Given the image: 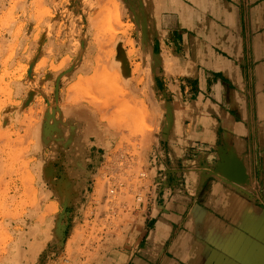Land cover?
Listing matches in <instances>:
<instances>
[{"label": "rangeland", "instance_id": "374dc122", "mask_svg": "<svg viewBox=\"0 0 264 264\" xmlns=\"http://www.w3.org/2000/svg\"><path fill=\"white\" fill-rule=\"evenodd\" d=\"M75 1L0 0V264H110L154 181L167 116L139 63L144 26L131 0ZM101 60L117 71L94 75Z\"/></svg>", "mask_w": 264, "mask_h": 264}, {"label": "crops", "instance_id": "0c3cea01", "mask_svg": "<svg viewBox=\"0 0 264 264\" xmlns=\"http://www.w3.org/2000/svg\"><path fill=\"white\" fill-rule=\"evenodd\" d=\"M154 7L137 50L167 117L110 264H264V0Z\"/></svg>", "mask_w": 264, "mask_h": 264}, {"label": "bare ground", "instance_id": "6f19581e", "mask_svg": "<svg viewBox=\"0 0 264 264\" xmlns=\"http://www.w3.org/2000/svg\"><path fill=\"white\" fill-rule=\"evenodd\" d=\"M95 1V5L97 4V5H99V7L101 6V5H105L107 2H108V0H94ZM132 2V4H133V6H132V8H131V10L133 11V12H135V17L136 18H138L140 21V23L143 25V26H145L144 24H147V23H149V22H151V21H154V18H155V7H154V2H153V0H131L130 1V3ZM89 3V2H88ZM160 3V2H159ZM75 10H76V12L79 10L78 8V0H76L75 1ZM92 4V3H91ZM89 6H90V4H88ZM83 7V6H82ZM85 9V7L83 8V10ZM86 12H87V10H86ZM82 13V12H81ZM161 13V12H160ZM98 14V13H97ZM82 15V14H81ZM80 15V16H81ZM76 16V15H75ZM95 16V15H94ZM77 17V16H76ZM92 18V17H91ZM100 18H101V16H97L96 15V17H94V18H92V21H91V28L94 30L93 31V33L95 32H97V29H98V26H99V21H100ZM80 19V18H79ZM86 24V23H85ZM87 28V27H86ZM88 30V29H87ZM90 31V30H89ZM96 37V36H95ZM98 37H100V36H98ZM98 44V43H97ZM105 44H106V40L104 39V38H100L99 39V44H98V46L99 45H101V46H104V48H105ZM107 48V47H106ZM103 48H101V50H102ZM103 51V50H102ZM105 51V50H104ZM98 53V55H99V52H97ZM101 53V52H100ZM96 54V53H95ZM103 55V54H102ZM95 56V55H94ZM94 56H93V58H94ZM97 57V56H96ZM101 57V56H100ZM98 58H99V56H98ZM94 60H95V58H94ZM99 60H100V58H99ZM96 61H97V58H96ZM95 61V62H96ZM102 61V60H101ZM106 61V60H105ZM97 63H99V62H97ZM97 63H93L92 65H90V66H92V71H93V74L95 75V74H99V75H104L105 73H107V72H109V73H113V72H116L117 70V67H115L114 65H112L111 67L109 66V68H110V70L108 69V68H106L107 66L105 65V62L104 61H102L101 62V64H103V65H105V67H104V69H102V66L100 67ZM108 63V62H107ZM106 63V64H107ZM83 71H86V70H83ZM88 77V76H87ZM86 77V78H87ZM91 84V86L92 85H94V86H92L93 87V89H95L97 92L99 91V89H100V91H102L103 89H101L99 86H98V84L96 85V82H95V80H88V84ZM99 83V82H98ZM101 84V83H100ZM101 86V85H100ZM91 87V88H92ZM99 91V92H100ZM96 92V93H97ZM10 98V97H9ZM5 101V100H4ZM8 102V101H7ZM19 102V101H18ZM4 103V102H3ZM13 103V102H12ZM109 107L110 106H113L115 103L113 102V101H111V100H107V103H106ZM3 105V104H2ZM104 105H105V103H104ZM103 105V106H104ZM108 106H105L104 108H105V110L107 111H109V109L111 108H109V109H106V108H108ZM103 108V109H104ZM100 111H101V109H100ZM105 111V112H106ZM102 112V111H101ZM76 113V112H75ZM81 113V112H80ZM84 113H86V112H84ZM82 114V113H81ZM76 115H78V116H80V114H76ZM83 115H85V114H83ZM81 117H82V115H81ZM89 119V118H88ZM23 121V120H22ZM5 124H6V122H5ZM22 124V123H21ZM19 126H21V125H19ZM88 127V126H87ZM8 145H11V143L9 142L8 143ZM6 161V158L4 159V156H2V154L0 153V181L1 180H3L5 177H6V173H4V169H5V164H4V162ZM108 165V164H107ZM83 182V181H82ZM80 183V182H79ZM65 187V186H64ZM71 187H72V185H71ZM48 225V224H47ZM50 225V224H49ZM49 227V226H48ZM51 228V227H50ZM46 229H49V228H46ZM55 229V228H54ZM45 234H46V232H45Z\"/></svg>", "mask_w": 264, "mask_h": 264}]
</instances>
